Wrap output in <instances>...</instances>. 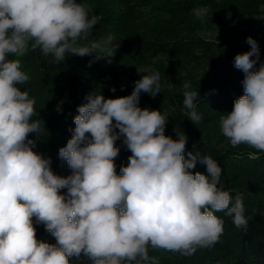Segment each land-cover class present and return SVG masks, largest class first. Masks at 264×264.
<instances>
[{
  "label": "clouds",
  "instance_id": "obj_1",
  "mask_svg": "<svg viewBox=\"0 0 264 264\" xmlns=\"http://www.w3.org/2000/svg\"><path fill=\"white\" fill-rule=\"evenodd\" d=\"M89 12L77 0H0V264H70L69 257L82 253L94 264H159L149 247L192 256L218 243L224 221L216 212L247 229L243 195L233 201L219 186L218 163L205 156L200 162L207 175L190 171L198 157L189 152L185 159L187 135L177 129L178 139L166 135L168 116L139 107L142 92L153 98L161 92L158 71L143 75L130 95L86 97L74 134L59 149L72 169L68 177L56 175L51 158L34 151L29 133L45 126L33 120L35 99L17 87L29 79L19 58L37 49L57 63L66 54L114 56L118 45L111 35L89 39L100 19ZM247 43L251 50L234 58L245 73L244 94L219 117V126L232 147L264 152V66L252 71L259 46L251 37ZM183 88V106L197 124L200 93L190 82ZM121 136L131 156L117 174ZM33 218L56 244L36 238Z\"/></svg>",
  "mask_w": 264,
  "mask_h": 264
},
{
  "label": "trees",
  "instance_id": "obj_2",
  "mask_svg": "<svg viewBox=\"0 0 264 264\" xmlns=\"http://www.w3.org/2000/svg\"><path fill=\"white\" fill-rule=\"evenodd\" d=\"M77 2L89 6L90 17H100L89 39L103 41L111 35L112 45L118 47L111 57L66 54L65 61L58 63L39 49L19 58L29 79L17 87L35 99L33 120L42 119L45 126L38 133H29L28 138L36 144L34 151L51 158L56 175H71L72 169L59 157V149L74 134L78 107L87 103L89 95L102 94L106 99L130 95L142 78L139 72L151 66L160 73L161 92L154 98L142 92L139 107L168 116L166 135L178 139L175 129L187 135L184 157L189 159V152L198 157L190 171L207 175L206 165L200 162L205 156L218 163L222 169L219 186L230 192L233 201L237 193L243 195L249 223L247 229L237 228L232 217L216 212L224 224L220 241L213 247L200 248L192 256L149 247V256H155L159 264H264V152L243 144L234 148L223 134L216 140L208 137V132L219 126V117L231 112L234 101L244 94L245 73L234 66V58L251 50L247 38L259 46V59L252 71L264 66V0ZM214 32L217 40L208 39L207 34ZM189 66L201 70L195 76ZM183 74L188 76L191 90L200 93L196 111L201 119L197 124L189 120L183 106L184 89L179 83ZM123 140L121 136L116 141L118 148ZM129 157L115 159L117 174ZM66 192L61 190V194ZM33 222L39 241L56 244L43 224L35 218ZM81 258L90 259L82 253L69 257L70 264H83Z\"/></svg>",
  "mask_w": 264,
  "mask_h": 264
},
{
  "label": "rangeland",
  "instance_id": "obj_3",
  "mask_svg": "<svg viewBox=\"0 0 264 264\" xmlns=\"http://www.w3.org/2000/svg\"><path fill=\"white\" fill-rule=\"evenodd\" d=\"M201 13L204 14V11H202ZM217 36H218V33L217 32H214V33H211V34H207V38L208 39H211V40H217V38H218ZM166 64L169 65V67H171L170 64H168V63H166ZM176 67H177V65H176ZM176 67H174V68H176ZM188 70H189V72H191V71L193 72L194 71L195 73H193V74L196 76L197 75V72H199L201 69L199 67H197V69H196L193 66H189ZM152 71H153V68L150 66V67H148L146 69L141 70L139 72V76L142 77L143 75H149V74H151ZM180 81L181 82H179V83H180V87L181 88H183L184 82H190L188 76L185 75V74H183V76L180 78ZM220 134H222V132L220 130V126H217V127L212 128L208 132V137H211L212 139L216 140V139H219V135ZM227 140L229 141V139H227ZM119 149H120V152H119V155H118L119 157L124 158V157L131 156L130 150L127 149V146L123 143V141L120 142ZM81 262L83 264H94V261L93 260L86 259V258H81Z\"/></svg>",
  "mask_w": 264,
  "mask_h": 264
}]
</instances>
